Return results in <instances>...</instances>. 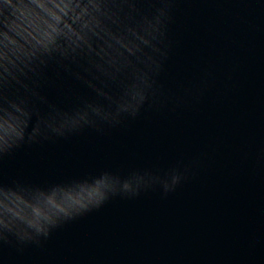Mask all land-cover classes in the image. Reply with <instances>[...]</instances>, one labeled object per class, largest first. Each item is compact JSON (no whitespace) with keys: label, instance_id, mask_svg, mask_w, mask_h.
Here are the masks:
<instances>
[{"label":"water","instance_id":"95a60500","mask_svg":"<svg viewBox=\"0 0 264 264\" xmlns=\"http://www.w3.org/2000/svg\"><path fill=\"white\" fill-rule=\"evenodd\" d=\"M0 264H264V0H0Z\"/></svg>","mask_w":264,"mask_h":264}]
</instances>
